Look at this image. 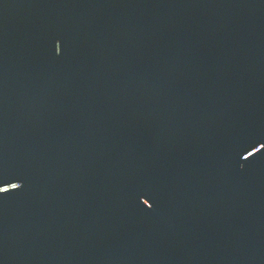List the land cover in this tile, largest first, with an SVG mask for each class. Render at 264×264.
Instances as JSON below:
<instances>
[{
	"label": "water",
	"instance_id": "obj_1",
	"mask_svg": "<svg viewBox=\"0 0 264 264\" xmlns=\"http://www.w3.org/2000/svg\"><path fill=\"white\" fill-rule=\"evenodd\" d=\"M0 264H264V0H0Z\"/></svg>",
	"mask_w": 264,
	"mask_h": 264
}]
</instances>
